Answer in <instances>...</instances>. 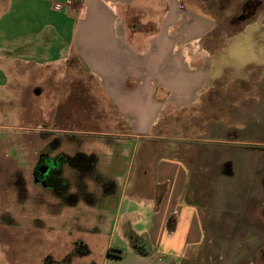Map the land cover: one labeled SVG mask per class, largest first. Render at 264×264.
Returning <instances> with one entry per match:
<instances>
[{
	"label": "rangeland",
	"instance_id": "rangeland-1",
	"mask_svg": "<svg viewBox=\"0 0 264 264\" xmlns=\"http://www.w3.org/2000/svg\"><path fill=\"white\" fill-rule=\"evenodd\" d=\"M17 2L6 0L11 10ZM223 2L213 7L222 10L218 37L207 39L213 41L206 68L210 85L194 106L165 114L152 135L159 142L154 154H167L188 166L184 202L193 203L204 216L206 241L188 248L176 264H264V213L255 206L264 200V0ZM21 8L30 10L27 22L14 13L0 22V47L12 34L28 33L46 22L55 30L44 39L50 50L34 42L35 54L21 49L0 60V264H103L109 252H124L112 243L118 195L68 208L31 174L38 155L53 146V154L97 152L102 164L117 158L116 174L122 175L137 142L122 137L130 131L83 59L73 53L67 63L43 67L64 54L73 22L66 23L59 13L47 15V8L33 3ZM4 68L16 78H8ZM180 77H190L184 67ZM110 133L119 134L106 136L122 143L119 152L104 139ZM64 175L72 182L70 170L64 169ZM92 175L103 177L96 169ZM85 178L87 191L99 195ZM99 201H106L103 209Z\"/></svg>",
	"mask_w": 264,
	"mask_h": 264
},
{
	"label": "crops",
	"instance_id": "crops-1",
	"mask_svg": "<svg viewBox=\"0 0 264 264\" xmlns=\"http://www.w3.org/2000/svg\"><path fill=\"white\" fill-rule=\"evenodd\" d=\"M17 1L13 3L14 10H11L6 0H0V22L13 13L20 14L25 20L23 22H27L25 17L30 10L21 8L25 2L33 3L41 9L47 8V15H50V11L59 13L66 23L73 22L64 54L55 60L43 62V67L52 66L56 63L54 61L67 63L73 53L83 59L96 85L112 105V111L128 127L130 132L121 134L122 137L134 138L137 142L133 159L122 175L116 174L117 158L114 162L102 164L97 152L79 151L86 155L93 154L96 158L93 170L89 167L82 175L88 183L95 185V192H99V195L90 192L96 200L101 195V198H117L118 195L113 226L115 241L112 243L124 252L120 257L106 255L102 263L176 264V259H183L188 248H198L206 241L204 216L193 203L184 202L190 174L188 166L167 154H154L159 142L152 141V135L165 114L170 117L194 106L197 95L210 85L206 68L211 59L209 45L213 41L207 39L217 36L216 23L222 11L221 8L213 7L225 2ZM49 25L46 22L40 28H31L28 33L12 34L10 40L0 47V60L12 58L10 56L21 49L23 52L20 53L35 54L34 42L50 50L51 47L44 39H48L46 36H50L55 27ZM183 67L190 77H180ZM198 69L199 75L192 76L191 73L196 74ZM6 71L8 78H16L13 71ZM197 77L199 89L195 90ZM108 135L119 137L117 133L104 134L105 141L110 143L113 141L107 140ZM159 138L166 140L163 139L165 137ZM112 144V151L119 152L122 149V143ZM118 155L115 154V157ZM95 169L114 184L113 193H105L94 182L92 174ZM103 204L99 201L102 209L106 201ZM133 241L145 242L149 254L144 256L136 252Z\"/></svg>",
	"mask_w": 264,
	"mask_h": 264
},
{
	"label": "flooded vegetation",
	"instance_id": "flooded-vegetation-1",
	"mask_svg": "<svg viewBox=\"0 0 264 264\" xmlns=\"http://www.w3.org/2000/svg\"><path fill=\"white\" fill-rule=\"evenodd\" d=\"M57 147H49L46 152H41L38 155L37 162L34 165L31 177L32 180L39 184L43 185L46 190L51 192L54 197L60 202V204L64 205L63 198L59 197L57 194V188L67 184L68 188L66 191L62 192L65 198L69 194H74L76 192V185H78L79 179L82 177V172L89 167L83 164L84 159L80 158L79 160L76 159V163L78 164L77 168L74 169L71 165H69L65 161V157H74L78 154L86 155L83 152L74 151L73 153H65L59 152L53 154ZM77 157V156H76ZM64 169H68L71 171V179L66 178L64 175ZM72 183V184H71ZM61 184V185H60ZM255 206H257L260 213H264V200L258 199Z\"/></svg>",
	"mask_w": 264,
	"mask_h": 264
},
{
	"label": "trees",
	"instance_id": "trees-1",
	"mask_svg": "<svg viewBox=\"0 0 264 264\" xmlns=\"http://www.w3.org/2000/svg\"><path fill=\"white\" fill-rule=\"evenodd\" d=\"M76 156H74V157L66 156L64 158L65 159L64 162H67L69 165H71L75 169L78 166V164L76 163V159L79 160L80 158H82V159H84L83 164L86 165L85 168L91 167L93 170L94 163L96 161V158L93 155L85 156L83 154H78ZM83 173L84 172H82V175H83ZM94 178H95L94 182L97 183L99 186H101L105 193H108V192L113 193L114 192V184L111 181H109L107 178L99 177V176H94ZM81 179H82V177L79 179L78 185H76V192L74 194H69L68 196H66V198L61 194H62V192L66 191V189L68 188L67 184L64 183V185L57 188V194L56 195L63 198L64 205L72 207V206H75L77 204V202L80 200L83 201L85 204H88V205H94L95 204L96 198L93 196L92 193L87 191L86 185L82 182ZM132 245H133L135 251L141 255L146 256L150 252L149 248L145 242L141 243L139 241H133ZM142 246H144V249L142 248ZM110 254H112V253L109 252V255ZM112 255L120 257L121 252L117 251L116 254H112Z\"/></svg>",
	"mask_w": 264,
	"mask_h": 264
},
{
	"label": "water",
	"instance_id": "water-1",
	"mask_svg": "<svg viewBox=\"0 0 264 264\" xmlns=\"http://www.w3.org/2000/svg\"><path fill=\"white\" fill-rule=\"evenodd\" d=\"M36 95H38L39 94V92L38 91H35L34 92ZM142 248L144 249V246H142Z\"/></svg>",
	"mask_w": 264,
	"mask_h": 264
}]
</instances>
